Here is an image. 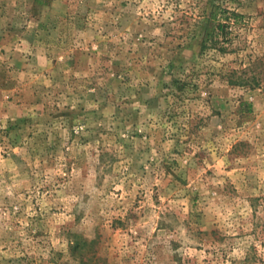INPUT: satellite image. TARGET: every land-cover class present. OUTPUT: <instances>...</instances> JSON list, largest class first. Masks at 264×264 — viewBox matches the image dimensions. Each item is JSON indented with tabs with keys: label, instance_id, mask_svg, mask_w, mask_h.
<instances>
[{
	"label": "rangeland",
	"instance_id": "1",
	"mask_svg": "<svg viewBox=\"0 0 264 264\" xmlns=\"http://www.w3.org/2000/svg\"><path fill=\"white\" fill-rule=\"evenodd\" d=\"M0 264H264V0H0Z\"/></svg>",
	"mask_w": 264,
	"mask_h": 264
},
{
	"label": "trees",
	"instance_id": "2",
	"mask_svg": "<svg viewBox=\"0 0 264 264\" xmlns=\"http://www.w3.org/2000/svg\"><path fill=\"white\" fill-rule=\"evenodd\" d=\"M225 15H224V19L225 22H221V21H217L216 25L213 28L207 29L206 30V34L204 36V38L202 39V46H212V47H216L218 50L220 51H225L227 50L225 43H223V41H219L217 39L218 36V31L223 32L225 30V27L227 26V24H231V20H235L237 17L241 16L240 13H237L234 10H224ZM225 32V31H224ZM208 42V43H207ZM255 80L256 82V78H253V81ZM248 106V109L250 108V103H246Z\"/></svg>",
	"mask_w": 264,
	"mask_h": 264
}]
</instances>
